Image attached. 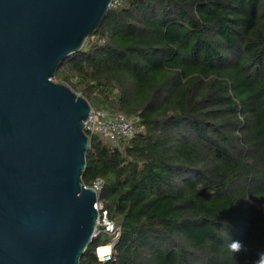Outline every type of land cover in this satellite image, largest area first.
Here are the masks:
<instances>
[{
	"label": "trees",
	"instance_id": "16d2710c",
	"mask_svg": "<svg viewBox=\"0 0 264 264\" xmlns=\"http://www.w3.org/2000/svg\"><path fill=\"white\" fill-rule=\"evenodd\" d=\"M52 80L137 116L89 138L81 184L120 228L106 264H254L264 252V0H121ZM230 239L241 242L229 254ZM99 234L79 264H100Z\"/></svg>",
	"mask_w": 264,
	"mask_h": 264
},
{
	"label": "water",
	"instance_id": "95a60500",
	"mask_svg": "<svg viewBox=\"0 0 264 264\" xmlns=\"http://www.w3.org/2000/svg\"><path fill=\"white\" fill-rule=\"evenodd\" d=\"M111 2L0 0V264H79L94 237L91 107L52 76Z\"/></svg>",
	"mask_w": 264,
	"mask_h": 264
},
{
	"label": "built area",
	"instance_id": "2783aa9c",
	"mask_svg": "<svg viewBox=\"0 0 264 264\" xmlns=\"http://www.w3.org/2000/svg\"><path fill=\"white\" fill-rule=\"evenodd\" d=\"M120 2L121 0H112L111 5H118ZM138 121L139 118L137 116L126 117L122 114L109 113L91 107L83 123V131L90 135H97L105 142L111 144V146L117 147L120 142H127L132 138L136 131L135 124ZM88 187L92 188L96 193L94 208L98 212V217L95 222L96 229L94 231V237L99 234H104L112 239L108 244L101 245L95 249L98 262L100 264H106L114 260L113 249L120 236V228L108 219L107 211L99 201L102 182L100 180L94 181Z\"/></svg>",
	"mask_w": 264,
	"mask_h": 264
},
{
	"label": "clouds",
	"instance_id": "9594fccd",
	"mask_svg": "<svg viewBox=\"0 0 264 264\" xmlns=\"http://www.w3.org/2000/svg\"><path fill=\"white\" fill-rule=\"evenodd\" d=\"M243 245L240 241L230 239L226 244V249L229 254H235L242 250ZM254 264H264V252L258 254V258L254 261Z\"/></svg>",
	"mask_w": 264,
	"mask_h": 264
},
{
	"label": "rangeland",
	"instance_id": "374dc122",
	"mask_svg": "<svg viewBox=\"0 0 264 264\" xmlns=\"http://www.w3.org/2000/svg\"><path fill=\"white\" fill-rule=\"evenodd\" d=\"M55 82V81H54Z\"/></svg>",
	"mask_w": 264,
	"mask_h": 264
}]
</instances>
